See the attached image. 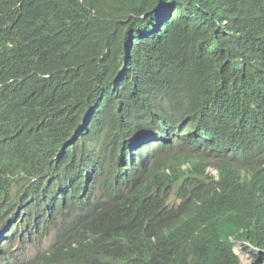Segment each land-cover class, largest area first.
Instances as JSON below:
<instances>
[{
	"label": "trees",
	"instance_id": "obj_1",
	"mask_svg": "<svg viewBox=\"0 0 264 264\" xmlns=\"http://www.w3.org/2000/svg\"><path fill=\"white\" fill-rule=\"evenodd\" d=\"M263 63L264 0H0V236L55 231L33 264H240L232 238L264 248L258 181L236 164ZM134 117L235 149L217 177L184 171L171 140L142 151Z\"/></svg>",
	"mask_w": 264,
	"mask_h": 264
},
{
	"label": "clouds",
	"instance_id": "obj_2",
	"mask_svg": "<svg viewBox=\"0 0 264 264\" xmlns=\"http://www.w3.org/2000/svg\"><path fill=\"white\" fill-rule=\"evenodd\" d=\"M121 81L114 83L115 86H121ZM169 95H161L155 99V103L159 108H165L170 106ZM260 99H264V63L260 70L259 76V90L256 95L241 99L252 102H257ZM133 118V115H130ZM251 127L254 129V135L252 136V142L248 147H243L240 145L238 148V157L240 159L237 161V166L242 174H247L248 176H255L258 181V194L262 197L264 201V113L260 112L254 119L249 121ZM132 127H138V131L134 134V137H138L141 142L139 147L143 148V152H146L148 148L155 146L162 141H158V137L162 138L164 141L171 140L170 147L168 149V155L179 154L181 155V160L179 162V167L181 170L188 171L190 169H195L200 163L202 165L198 166L200 169L203 168L207 172L212 173L216 177L219 174V166L222 165L226 159L229 157L234 146H227L226 142L223 141L222 134L215 133L212 135L205 130H202L200 125L196 122L192 123L189 120L182 122L180 125V130L182 132L192 131L197 133V137L200 139V143L192 144L195 147H201L203 155H196L186 153H171V147L174 144V140L177 138H171L174 135V131L168 130L165 134L161 136L158 134V129H153L148 120L145 117L135 118L131 123ZM187 126V127H186ZM186 128V129H184ZM82 133L81 128H77L72 134V137L82 144L84 148L92 149L96 146L90 141L83 142L82 138H79ZM132 138V139H133ZM96 140L101 142L100 139ZM186 142V141H184ZM180 142L179 144H183ZM99 194V192H96ZM4 236H0V259H2L3 264H33L29 260L34 259L42 254H52V245L56 241L55 231H50L36 239L26 242L24 235H14V229L4 232ZM231 244L233 245V252L239 257L240 253H252L253 257L250 264H253L255 257H260L264 253V248L258 247L248 241L237 240L235 238L231 239ZM47 245V249L44 246ZM235 246L240 248V252H236ZM249 246V249L246 248ZM34 251L32 254L31 251ZM241 264V260H240Z\"/></svg>",
	"mask_w": 264,
	"mask_h": 264
},
{
	"label": "rangeland",
	"instance_id": "obj_3",
	"mask_svg": "<svg viewBox=\"0 0 264 264\" xmlns=\"http://www.w3.org/2000/svg\"><path fill=\"white\" fill-rule=\"evenodd\" d=\"M187 127V126H186ZM186 129V128H184ZM190 153V154H196V155H203L201 147H195L194 145L189 144L188 142H184L183 144H179V141L176 139L174 140V144L171 147V153ZM172 200H174V197H172ZM44 249H47V245L44 246ZM236 252H240V248L238 246H235ZM31 253L33 254L34 251L32 250ZM240 260L241 264H250L253 252L252 253H240ZM0 264L2 263V259H0Z\"/></svg>",
	"mask_w": 264,
	"mask_h": 264
},
{
	"label": "bare ground",
	"instance_id": "obj_4",
	"mask_svg": "<svg viewBox=\"0 0 264 264\" xmlns=\"http://www.w3.org/2000/svg\"><path fill=\"white\" fill-rule=\"evenodd\" d=\"M20 235V234H19Z\"/></svg>",
	"mask_w": 264,
	"mask_h": 264
}]
</instances>
